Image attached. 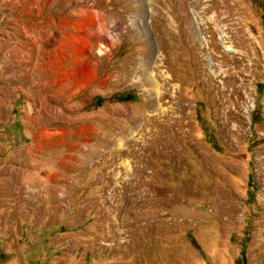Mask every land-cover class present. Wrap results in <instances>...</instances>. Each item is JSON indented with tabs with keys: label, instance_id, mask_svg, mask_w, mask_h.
<instances>
[{
	"label": "rangeland",
	"instance_id": "1",
	"mask_svg": "<svg viewBox=\"0 0 264 264\" xmlns=\"http://www.w3.org/2000/svg\"><path fill=\"white\" fill-rule=\"evenodd\" d=\"M38 1L0 0V264H264V0Z\"/></svg>",
	"mask_w": 264,
	"mask_h": 264
},
{
	"label": "bare ground",
	"instance_id": "2",
	"mask_svg": "<svg viewBox=\"0 0 264 264\" xmlns=\"http://www.w3.org/2000/svg\"><path fill=\"white\" fill-rule=\"evenodd\" d=\"M194 32V31H193ZM235 61H236V59L234 58V60H233V62H232V64L233 63H235ZM222 65L223 66H227V64H226V62H225V59L222 61ZM84 73L85 74H87L88 73V71H87V69L85 70L84 69ZM221 75L222 76H224V80L225 79H229V78H232V77H235V74H234V72H233V69L231 68V67H227V69H225V70H222V73H221ZM225 89H224V87H218V91L220 92V91H224ZM231 103V102H230ZM235 104V103H234ZM234 109V108H233ZM228 111V110H227ZM175 119V118H174ZM225 123V122H224ZM226 124V123H225ZM224 124V125H225ZM226 128V127H225Z\"/></svg>",
	"mask_w": 264,
	"mask_h": 264
},
{
	"label": "trees",
	"instance_id": "3",
	"mask_svg": "<svg viewBox=\"0 0 264 264\" xmlns=\"http://www.w3.org/2000/svg\"><path fill=\"white\" fill-rule=\"evenodd\" d=\"M122 100H131L132 99V97L131 96H129V95H126V96H124L123 98H121Z\"/></svg>",
	"mask_w": 264,
	"mask_h": 264
},
{
	"label": "crops",
	"instance_id": "4",
	"mask_svg": "<svg viewBox=\"0 0 264 264\" xmlns=\"http://www.w3.org/2000/svg\"><path fill=\"white\" fill-rule=\"evenodd\" d=\"M28 3H23V4H30V1H27ZM38 3H41V1L39 0ZM25 8V7H24Z\"/></svg>",
	"mask_w": 264,
	"mask_h": 264
}]
</instances>
